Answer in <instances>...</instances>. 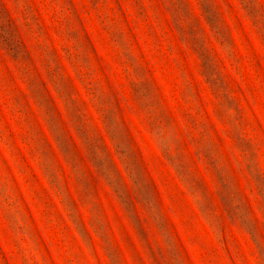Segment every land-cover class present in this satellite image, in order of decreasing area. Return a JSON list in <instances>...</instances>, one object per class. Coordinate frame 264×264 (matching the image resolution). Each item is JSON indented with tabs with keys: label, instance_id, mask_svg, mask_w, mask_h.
I'll use <instances>...</instances> for the list:
<instances>
[{
	"label": "rangeland",
	"instance_id": "obj_1",
	"mask_svg": "<svg viewBox=\"0 0 264 264\" xmlns=\"http://www.w3.org/2000/svg\"><path fill=\"white\" fill-rule=\"evenodd\" d=\"M0 264H264V0H0Z\"/></svg>",
	"mask_w": 264,
	"mask_h": 264
}]
</instances>
